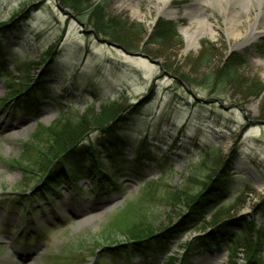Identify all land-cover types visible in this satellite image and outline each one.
<instances>
[{
    "label": "rangeland",
    "instance_id": "1",
    "mask_svg": "<svg viewBox=\"0 0 264 264\" xmlns=\"http://www.w3.org/2000/svg\"><path fill=\"white\" fill-rule=\"evenodd\" d=\"M74 2L90 19L61 0H0V264H264V34L236 47L230 12L202 0ZM202 11L215 37L185 51L181 27ZM116 101L121 138L91 132L44 191L36 148ZM209 174L213 198L193 224L188 200ZM134 223H153L156 240L116 250ZM209 234L220 243L187 251Z\"/></svg>",
    "mask_w": 264,
    "mask_h": 264
},
{
    "label": "trees",
    "instance_id": "2",
    "mask_svg": "<svg viewBox=\"0 0 264 264\" xmlns=\"http://www.w3.org/2000/svg\"><path fill=\"white\" fill-rule=\"evenodd\" d=\"M61 2L63 3L64 6L70 7L72 8L73 6L75 8H77L78 10H76L77 12H80L79 15L82 16H87V18H89V12L85 11L83 8H78L77 4L74 2V0H61ZM90 19V18H89ZM168 23V22H167ZM169 25H163L160 24V26L162 27H166L168 28L170 26L171 23H168ZM4 27H8L7 25H3ZM94 26L97 28V30L100 33L106 34L107 36H109V32H107L106 29L101 28L100 26H98V24H94ZM119 41V40H118ZM226 70H223L222 72L216 73V75L218 76V80L219 78H222V82L224 81V77H227V72H225ZM1 72V71H0ZM1 74V73H0ZM27 85V84H26ZM28 88V89H27ZM27 92L26 95L29 96V92L33 89L32 87H29L27 85ZM34 94V93H33ZM34 96V95H33ZM37 97V96H36ZM19 100H21V97L17 98ZM30 99V100H29ZM32 98L29 96L25 99H23L21 101V103H27V101H31ZM102 110L100 111V113H94L93 110H89L85 115L81 116L78 118V120L71 124V126H69V123H65L64 126H62L58 131H57V137H55L54 143L57 141H60V143H57L56 146L51 144V148L46 149H41L40 147L36 148L37 154L36 156V160L38 162H36L39 167H40V173L42 175H44L45 179H48V185H46V187L44 188L46 191V189L49 190V188L53 189L55 187H53V182L57 181L58 178L61 176L62 174V163L65 161L64 159L66 158H75L77 157V155H81L83 153H85L89 148L87 146L88 143L83 144L82 142H84L89 134L91 132L94 131H101V133H106L107 137L104 138V140L109 143V142H113L114 139H117L119 136L117 135V127L119 126V123L121 121L125 120V117L121 116L120 113L123 111V105L120 104L119 102H112V103H108V104H104L101 108ZM73 130V132H68L70 130ZM68 133V134H67ZM121 138V137H119ZM118 138V139H119ZM59 139V140H58ZM91 142V141H90ZM55 146V147H53ZM88 148V149H87ZM85 149V151H84ZM213 167L209 168L210 174L216 173V168L217 167V162L216 159L213 160ZM208 175L209 178V182L206 183V191H202L198 194H195L191 197L190 200H188V205H187V211L189 213V215L193 216L194 214V219H193V224L195 222H197L199 220V213L197 209H199V207L201 205H203V203L207 202V201H211L210 199H208L209 197L212 199L213 197H211L212 195V189L215 187H213L214 181L210 182V177H212L211 175ZM70 178V176L68 177V179ZM225 178V177H224ZM224 178H220L218 183H221ZM213 187V188H212ZM226 211V210H225ZM224 212V211H222ZM188 215V214H187ZM182 219L180 220V222L178 224H180L182 221H184L186 218H184L183 215H181ZM218 222H215L213 224H217ZM177 224V225H178ZM227 223H223L221 224L222 226H225ZM177 225L174 227L176 228ZM228 225V224H227ZM218 226V224H217ZM222 226H218L216 227L218 230V228L222 227ZM244 228H249V227H244ZM216 230L214 231V234L216 233ZM251 230V228H250ZM165 234L170 233L167 232V230H164ZM170 231V230H169ZM156 232V230H154V224L153 223H144L142 225H138V224H132L131 226H129L126 230L122 231V234L125 236V240L130 241L129 243H127L126 245L120 244L123 241H114V243L116 244L115 248L116 250H123L128 254H137L139 252H145L148 248L144 246V244L150 243L154 240H156L157 235H154ZM261 234V233H260ZM212 234L209 235H204V236H199L197 238H195L192 242H190L188 244V252H192L196 247L198 246H204V247H213L215 245H218V243H220V240H213L212 239ZM126 241V242H128ZM164 248V247H163ZM161 248V249H163ZM165 250H161V253L164 252ZM169 259H173L171 257H169ZM174 262H176V260H174ZM180 264H190V263H186L185 261H182V263L180 262ZM247 264H254V260L249 258V261Z\"/></svg>",
    "mask_w": 264,
    "mask_h": 264
},
{
    "label": "bare ground",
    "instance_id": "3",
    "mask_svg": "<svg viewBox=\"0 0 264 264\" xmlns=\"http://www.w3.org/2000/svg\"><path fill=\"white\" fill-rule=\"evenodd\" d=\"M163 1V0H157ZM209 6L215 4L220 5L221 11L225 13L230 12L225 19V33L228 40L236 47L244 46L245 44L252 42L258 38L261 34H264V20H260V16H264V0H202ZM237 2L242 6L233 10V7L237 5ZM161 4H159L160 6ZM258 8L259 12H255V8ZM172 13V9L166 7L165 4L159 8L161 12ZM139 9H133V14L138 15ZM246 19H243V17ZM181 32L185 38V51H190L198 47L200 40L205 34L215 37V26L210 22L207 12H201L198 16L190 18L188 25L181 27ZM264 74V72H263ZM18 124V123H17ZM73 214L77 215L80 211L71 207Z\"/></svg>",
    "mask_w": 264,
    "mask_h": 264
}]
</instances>
